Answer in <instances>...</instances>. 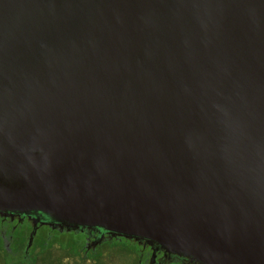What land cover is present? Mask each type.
Masks as SVG:
<instances>
[{"label":"water","instance_id":"water-1","mask_svg":"<svg viewBox=\"0 0 264 264\" xmlns=\"http://www.w3.org/2000/svg\"><path fill=\"white\" fill-rule=\"evenodd\" d=\"M0 214L264 264V0H0Z\"/></svg>","mask_w":264,"mask_h":264},{"label":"flooded vegetation","instance_id":"flooded-vegetation-1","mask_svg":"<svg viewBox=\"0 0 264 264\" xmlns=\"http://www.w3.org/2000/svg\"><path fill=\"white\" fill-rule=\"evenodd\" d=\"M0 214V264H187L141 240Z\"/></svg>","mask_w":264,"mask_h":264},{"label":"rangeland","instance_id":"rangeland-1","mask_svg":"<svg viewBox=\"0 0 264 264\" xmlns=\"http://www.w3.org/2000/svg\"><path fill=\"white\" fill-rule=\"evenodd\" d=\"M64 264H76V263H74V262H73V263H71V262H67V263H64Z\"/></svg>","mask_w":264,"mask_h":264}]
</instances>
